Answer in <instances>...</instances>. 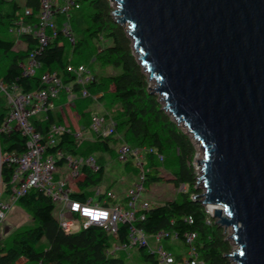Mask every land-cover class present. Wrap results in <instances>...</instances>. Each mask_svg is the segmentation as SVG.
Here are the masks:
<instances>
[{
  "label": "trees",
  "instance_id": "trees-1",
  "mask_svg": "<svg viewBox=\"0 0 264 264\" xmlns=\"http://www.w3.org/2000/svg\"><path fill=\"white\" fill-rule=\"evenodd\" d=\"M75 3L69 17L74 36L75 31L78 33L75 43L69 44L59 34L35 56L40 69L31 77H23L21 64L27 62L38 41L32 34L17 37L10 33V29L24 16L25 8L32 11L30 16H24L25 24L32 27L37 24L40 3L39 0H24L20 5L17 0H0V82L8 86L15 84L20 92L28 93L45 87L41 77L46 72H56L63 84L68 85L74 81V76L67 71L69 65L88 67L94 79L85 86L89 96L81 98L79 86L73 85L81 125L89 126L92 115L85 108L90 102L97 101L105 104L107 111L103 115L115 122V129L106 138L89 136L82 142L64 133L58 137L57 146L48 149V153L62 149L76 158L92 156L96 159L99 170L92 172L84 168L85 178L78 183L79 192L71 197L85 201L94 195L92 188L100 184L107 159L114 154L117 158V148L121 144L146 148L151 152L145 153L149 172L144 185L147 187L163 179V166L170 169L171 178L167 180L175 188L184 184L186 192L164 204L152 205L144 212V219L138 220L135 226L149 237L164 232L167 236L163 240L183 244L185 234H195L196 250L203 264H232L228 255L234 245L227 239L226 231L215 224L199 197L192 198L202 191L196 186V173L191 165L195 154L191 137L162 109L159 97L150 92L148 76L133 54L132 41L111 15L112 3L109 0H75ZM65 18L62 14L56 16L58 30ZM105 67L120 72L99 73ZM95 95L98 97L93 99ZM66 97L67 94L61 91L53 102L56 107L33 120L39 131L61 122L56 108L67 102ZM8 106L6 96L0 92V127L8 117ZM0 144L2 150L20 154L24 150L25 138L18 131L1 133ZM156 154L161 155L163 161H159ZM62 163L59 161V165ZM123 164L128 169L131 162ZM13 171L12 166L2 167L5 194L9 191ZM103 197L105 195L100 199ZM108 201L114 202L111 198ZM120 202H126V198ZM16 204L34 225L15 231L9 243L0 241V264H16L20 258L26 259V264H158V256L150 245L117 250L112 255L108 253L114 245L128 242L129 224H119L115 236L95 226L65 234L58 226L55 204L42 191H28L18 198ZM174 257L179 261L182 255Z\"/></svg>",
  "mask_w": 264,
  "mask_h": 264
},
{
  "label": "water",
  "instance_id": "water-1",
  "mask_svg": "<svg viewBox=\"0 0 264 264\" xmlns=\"http://www.w3.org/2000/svg\"><path fill=\"white\" fill-rule=\"evenodd\" d=\"M162 109L201 150L233 264H264V0H109Z\"/></svg>",
  "mask_w": 264,
  "mask_h": 264
},
{
  "label": "built area",
  "instance_id": "built-area-1",
  "mask_svg": "<svg viewBox=\"0 0 264 264\" xmlns=\"http://www.w3.org/2000/svg\"><path fill=\"white\" fill-rule=\"evenodd\" d=\"M39 3L37 24L33 27L25 24L24 16L32 14L30 8H25L24 16H21L10 29V33L17 37L23 34H32L38 41L37 48L30 54L27 62L21 64L23 77H31L40 69L41 65L35 56L59 34L69 44L75 43L74 32L69 20L70 12L76 6L75 0H39ZM58 14L66 17L59 30L55 24ZM67 71L74 76V81L71 84L64 85L56 72H46L41 77V83L45 87L28 93L20 92L15 84L8 86L0 82V92L6 96L9 105L8 117L0 127V134L18 131L25 138L24 150L20 154L15 151H4L0 144V224L9 222L10 216L14 215L13 206L18 198L24 196L28 191L39 190L51 198L55 204L58 226L65 234H74L95 226L115 236L119 224H129L128 242L120 246L114 245L108 253L112 255L117 250L127 251L134 247H149V236L142 229L136 227L135 223L138 220H143L144 212L152 206L141 196L145 191L144 184L149 172L146 168L145 153L151 151L146 148H132L126 143L117 148L118 161L121 163L131 162L130 165L138 172V180L126 194L125 203L116 201L110 192L100 191L97 187L93 190V196L85 201H78L71 195L79 192L78 183L85 178L84 168H88L92 172L99 170L96 159L92 156L84 159L76 158L65 153L62 149L48 153V149L56 147L58 137L64 133L71 134L78 142H82L89 136L106 138L113 134L115 122L110 117L94 115L87 128L83 126L73 128L65 120L59 124L52 123L47 130L43 128L41 131L33 123L37 117L54 109V99L59 96L61 91L67 94L66 106L70 105L77 98V94L73 92V85L79 86L81 98L89 96L85 86L94 80L90 70L84 65L77 67L69 65ZM97 97L95 95L93 99ZM66 109L70 115L69 122H73L74 118H79L77 112H72L71 107ZM156 156L159 161H163L161 155L156 154ZM195 158L194 156L191 165L195 170L196 179H198L200 168L197 166ZM61 160L63 163L59 165ZM3 165L14 167L9 191L6 194L1 178ZM59 174H63V176L57 179L56 175ZM196 186L198 188L197 181ZM184 192H186L184 184L175 189V194ZM104 195L105 197L100 199V196ZM2 196L3 200H1ZM94 196L97 200L94 199ZM109 198L114 202L108 201ZM206 209L211 216L212 212L207 207ZM103 213H107L106 218ZM166 236L167 234L164 232H158L151 238L156 243H160ZM195 239V234H185L186 255L182 256L179 261L175 259L174 255L165 252L163 247L159 246L154 251L158 256V264H203L198 257Z\"/></svg>",
  "mask_w": 264,
  "mask_h": 264
},
{
  "label": "rangeland",
  "instance_id": "rangeland-1",
  "mask_svg": "<svg viewBox=\"0 0 264 264\" xmlns=\"http://www.w3.org/2000/svg\"><path fill=\"white\" fill-rule=\"evenodd\" d=\"M20 5L24 4V0H17ZM85 9V8H84ZM87 12V10H85ZM75 36L78 37V33L75 31ZM88 68V67H87ZM89 69V68H88ZM90 70V69H89ZM103 74H110V73H119V69H111L110 67H105L104 69L100 70L99 73ZM92 74V73H91ZM154 84L152 82H149V87L153 88ZM151 92V91H150ZM98 96V95H97ZM67 103V102H66ZM162 107L163 103L160 102ZM71 105V106H70ZM67 106L71 107L72 111H76L75 108V101L73 100L71 104ZM104 103H99L97 101H92L88 104V106L85 108L86 112H89V115H103V113H106V107ZM116 108V107H114ZM108 109V107H107ZM63 111V110H62ZM78 112V111H77ZM64 118L70 119V115L67 112V110L64 111ZM178 125V124H177ZM82 126V125H81ZM179 126V125H178ZM182 130H185L182 126H180ZM186 132V131H185ZM187 133V132H186ZM188 134V133H187ZM190 136V135H189ZM191 137V136H190ZM192 140V138H191ZM193 146L195 148V154L196 158L195 160L201 159V151L198 147V144L195 143L194 140H192ZM193 156V158H194ZM197 163V161H196ZM162 168V175L163 179L156 183H152L149 186H145V191L142 193V199L147 200L152 205H161L164 204L166 201L173 200L176 198L175 194V187L172 184V182L168 181L167 179L171 178L170 176V169L167 167ZM138 180V172L134 171L132 165H129L128 169H125L124 164L118 161L115 154L114 156H111L107 159V162L105 164L102 180L98 186H96L100 191H106L109 189V192L114 196L116 201L120 202L126 194L128 193L129 189L133 187V185ZM93 187L92 190H94ZM4 197H1V200H3ZM94 199L97 200V198L94 196ZM125 203V202H124ZM13 208H16L18 210H21L17 204H14ZM27 219L23 220L20 224L17 226H7V224L2 223L0 224V241L3 243H9L12 239V236L15 231L21 230L27 227H32L33 221L32 219L27 215ZM225 230V229H224ZM226 234L227 239L231 235L230 228H226ZM230 241V240H229ZM148 242L150 247L153 250H157L159 246L163 247V250L165 252L171 253L172 255H186V247L185 245L180 241H174V240H162L160 243H156L153 238L149 237ZM231 242V241H230ZM233 245V243L231 242ZM235 247V246H234ZM233 250V247H232ZM233 264V263H232Z\"/></svg>",
  "mask_w": 264,
  "mask_h": 264
},
{
  "label": "crops",
  "instance_id": "crops-1",
  "mask_svg": "<svg viewBox=\"0 0 264 264\" xmlns=\"http://www.w3.org/2000/svg\"><path fill=\"white\" fill-rule=\"evenodd\" d=\"M66 102L65 103H62V104H60L57 108H56V110L58 111V113L60 114V116H61V122L60 123H63L65 120H66V122L70 125V126H72L73 128H78V127H81V120H80V116H79V118L77 119V118H74L73 119V122H69L68 120V118H63L64 117V111L65 110H67L66 108H67V106H66ZM56 106L54 105V108H55ZM61 110H63V111H61ZM72 112H76V111H72ZM78 114V113H77ZM61 175V176H60ZM59 177L57 178V179H60V178H62V176H63V174H59L58 175ZM27 214H25L23 211H21V210H18V209H16V208H14V215L13 216H10V219H9V222H7V223H5V224H7V226H17L18 224H20L23 220H25V219H27ZM16 264H26V259H24V258H20L17 262H16Z\"/></svg>",
  "mask_w": 264,
  "mask_h": 264
},
{
  "label": "bare ground",
  "instance_id": "bare-ground-1",
  "mask_svg": "<svg viewBox=\"0 0 264 264\" xmlns=\"http://www.w3.org/2000/svg\"><path fill=\"white\" fill-rule=\"evenodd\" d=\"M209 211L212 212V209H214V207H208ZM235 248V247H234Z\"/></svg>",
  "mask_w": 264,
  "mask_h": 264
},
{
  "label": "clouds",
  "instance_id": "clouds-1",
  "mask_svg": "<svg viewBox=\"0 0 264 264\" xmlns=\"http://www.w3.org/2000/svg\"><path fill=\"white\" fill-rule=\"evenodd\" d=\"M103 215L105 216V218L107 217V213H103Z\"/></svg>",
  "mask_w": 264,
  "mask_h": 264
}]
</instances>
